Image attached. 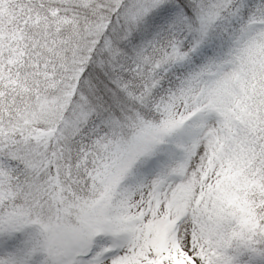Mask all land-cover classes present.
I'll use <instances>...</instances> for the list:
<instances>
[{"label":"snow or ice","instance_id":"1","mask_svg":"<svg viewBox=\"0 0 264 264\" xmlns=\"http://www.w3.org/2000/svg\"><path fill=\"white\" fill-rule=\"evenodd\" d=\"M0 264H264V0H0Z\"/></svg>","mask_w":264,"mask_h":264}]
</instances>
